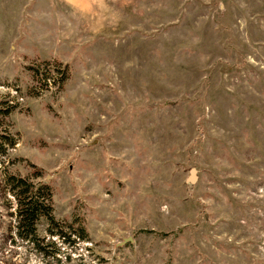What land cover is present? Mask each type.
Segmentation results:
<instances>
[{"label": "rangeland", "instance_id": "1", "mask_svg": "<svg viewBox=\"0 0 264 264\" xmlns=\"http://www.w3.org/2000/svg\"><path fill=\"white\" fill-rule=\"evenodd\" d=\"M0 134V264H264V0H0Z\"/></svg>", "mask_w": 264, "mask_h": 264}, {"label": "trees", "instance_id": "2", "mask_svg": "<svg viewBox=\"0 0 264 264\" xmlns=\"http://www.w3.org/2000/svg\"><path fill=\"white\" fill-rule=\"evenodd\" d=\"M64 70L60 71L58 81L62 82L65 78ZM46 77H42L44 81ZM11 147L14 140L8 135L0 134V154L4 152L2 144ZM8 192L14 200V219L16 236L29 242L36 250L44 252L43 243L45 237H41L38 231V225L44 222V233L49 237L62 238L63 241L69 240L71 235L84 240L87 238L85 229L80 221L73 224H64L58 222L51 206V190L48 184L37 181L36 183L11 173L5 175Z\"/></svg>", "mask_w": 264, "mask_h": 264}, {"label": "water", "instance_id": "3", "mask_svg": "<svg viewBox=\"0 0 264 264\" xmlns=\"http://www.w3.org/2000/svg\"><path fill=\"white\" fill-rule=\"evenodd\" d=\"M193 181H195V177L194 176H192L190 179H189V182H193ZM125 241V240H124Z\"/></svg>", "mask_w": 264, "mask_h": 264}]
</instances>
